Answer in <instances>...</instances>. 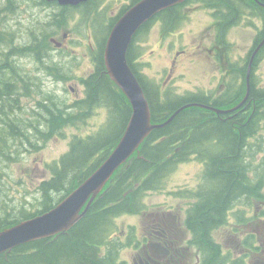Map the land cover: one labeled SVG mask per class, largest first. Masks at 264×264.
<instances>
[{
  "label": "trees",
  "instance_id": "trees-1",
  "mask_svg": "<svg viewBox=\"0 0 264 264\" xmlns=\"http://www.w3.org/2000/svg\"><path fill=\"white\" fill-rule=\"evenodd\" d=\"M94 0L84 3L86 7ZM117 15L109 18L103 32L94 26L95 45L91 50L93 67L80 78L83 96L68 103L46 94L37 100L39 110L34 120L23 118L22 97L30 96L28 78L17 64L19 57H32L42 62L50 57L49 36L60 25L66 13L63 7L55 13L46 26L31 31L25 43L14 41V33L5 25V16L15 9L14 0H0V230L22 220L41 214L61 201L108 156L121 137L131 105L119 86L110 78L104 60V47L109 31L117 18L138 0H128ZM214 9L218 31L223 41L225 28H221L227 11L230 24L241 23L246 15L258 17L262 27L256 42L264 36V0H206ZM39 5L46 3L36 0ZM184 2L173 4L145 22L133 36L126 59L135 73L150 107L152 122H162L180 106L200 102L203 105L223 107L228 98L239 96L236 89L217 96L189 91L183 94L165 92L147 80L139 70L142 63L140 35L145 34L153 22L161 23L163 36L173 32L183 18ZM96 6H99L97 9ZM102 5L95 3L94 18L101 14ZM68 8V7H67ZM97 14V16H96ZM61 16V17H60ZM228 24V26L230 25ZM227 26V28H228ZM49 27V28H48ZM259 55L264 56V44ZM46 73L65 78L55 64H43ZM250 98H255L253 113L244 114L241 125L233 126L223 121L222 115L190 105L178 112L161 128L153 129L144 141L108 180L103 190L93 200L87 212L70 229L56 236L38 238L0 253V264H117V256L123 247L119 239L116 219L123 215L138 214L146 207L145 197L164 189L167 176L178 164L192 159L203 163L202 181L193 194L197 201L189 209L188 224L197 240L207 248L208 264H220L217 247L211 242L210 230L222 223L231 203L243 195L257 197L264 183V87L257 88L251 79ZM32 84V83H31ZM34 85V84H32ZM237 96V97H236ZM97 106L104 107L107 119L94 134L86 137L73 135L69 149L47 165L50 176L42 179L36 188L38 201L34 210L27 207H8L2 200V179L7 175L1 165L16 161L37 142L62 135V129L71 125L79 128ZM250 113V114H249ZM252 114V115H251ZM250 116V118H249ZM254 135L257 137L253 138ZM257 153L261 157L256 160Z\"/></svg>",
  "mask_w": 264,
  "mask_h": 264
},
{
  "label": "rangeland",
  "instance_id": "rangeland-1",
  "mask_svg": "<svg viewBox=\"0 0 264 264\" xmlns=\"http://www.w3.org/2000/svg\"><path fill=\"white\" fill-rule=\"evenodd\" d=\"M14 3L13 12L5 16V26L14 33V41L17 43H25L31 31L37 33L38 26H46L45 23L52 19L53 14L59 13L63 8L57 4L39 5L36 0H14ZM95 3L102 5L99 10L103 11L96 18H94V10L99 6L93 10ZM125 4H129V1L94 0L86 7L83 5L66 7L60 25L56 29L51 27L54 28V33L50 34L48 39L51 56L43 58L42 62L32 57L17 58L18 66L29 74V82L34 84L30 83L31 90L27 91L31 94L34 90L32 95L22 97L21 100L24 107L19 114L23 118L34 120V115H37L39 110L37 100H41L46 94L68 103L83 96L80 78L93 67L91 50L95 45L96 36L93 25H98L97 28L103 32V27L106 26L109 18L117 15L121 6ZM0 16H3V12ZM210 17L209 12L200 6H187L183 9L181 22L164 39H162L161 23L153 22L146 33L139 38L141 57L138 62L142 63L139 70L147 80L179 94L207 91L216 87L217 83L219 84V73L212 72V66L210 67L205 55L202 56L206 50L205 46L209 47L212 44ZM253 18L258 27L247 25L249 20L244 19L242 23L229 29L227 40L234 46L233 51L229 53L231 61L244 57L258 29H261L262 22L260 23L256 17ZM51 36L55 42L50 41ZM58 42L61 43L60 46H56L55 43ZM259 51L255 55H259ZM175 53H178V57L173 68L174 77L169 83H165L164 76ZM43 64L57 65L65 78L46 73ZM256 80L258 85L264 86V56L258 61ZM106 119V109L97 106L79 128L67 125L62 129V135L52 137L45 143L39 141L38 148L24 152L14 162L2 164L1 169L7 175L4 180L2 179L1 184L5 197L2 201L8 207L24 206L34 210L38 201L37 185L42 179L50 176L47 165L59 159L69 149L73 135L86 137L94 134L104 125ZM261 156V153H257L256 160ZM203 168V163L194 159L178 164L167 176L164 189L148 194L145 202L168 199L171 203L180 204L181 198H175V194L187 190L196 191L202 181ZM185 198L187 201L189 197ZM136 221L135 215H123L116 219L118 226L123 227L135 224Z\"/></svg>",
  "mask_w": 264,
  "mask_h": 264
},
{
  "label": "flooded vegetation",
  "instance_id": "flooded-vegetation-1",
  "mask_svg": "<svg viewBox=\"0 0 264 264\" xmlns=\"http://www.w3.org/2000/svg\"><path fill=\"white\" fill-rule=\"evenodd\" d=\"M43 1L46 5L57 4L56 2ZM181 2H184L183 9L187 6L196 5L204 8L211 16L212 32L210 35L213 36L212 44L209 47L205 46L206 50L202 56L205 55L210 67L212 66V72L219 73V84L217 83V86L210 90L198 92L214 97L220 94H228L229 91L239 88L237 96L239 93L240 96L233 103L230 101L234 98H228L223 107H217L224 110L234 108L245 96L247 90L246 73L251 54L264 36L256 42V37L260 32L258 29L252 45L244 57L231 61L229 53L233 51L234 46L228 40L223 41L219 36L217 20L213 17L214 9L211 5L206 0H183ZM83 4L57 5L60 8H66L69 6L79 7ZM220 12L226 15L221 28L226 27L225 37L227 39L229 29L238 23L230 24L227 11L221 10ZM251 17L246 15L242 19L249 20L247 25L258 27L254 18ZM256 19L261 23L258 17ZM228 24L230 25L228 26ZM63 35L65 36V34ZM167 35H162V39L167 38ZM52 39L51 36L50 41ZM52 42L55 40L53 39ZM58 43L60 46L61 43ZM140 57L136 61H139ZM177 57L178 53H175L171 59L167 74L164 76L165 83H169L174 77L173 68ZM260 58V55H255L251 61L249 95L245 102L238 108L221 114L222 120L230 121L233 126L243 124L244 114L249 111L253 113L256 107L255 98H250V80L255 79L257 88L264 87L258 85L256 80V69ZM159 92L162 96L165 92L172 93L170 90L161 88V86H159ZM192 103L201 104L200 102ZM255 137L257 135L253 136V138ZM259 188L261 191L257 193L255 198L244 195L236 198L226 210L224 221L210 230L211 242L217 247L219 257L222 259L220 264H264V183H260ZM176 197L181 198V203L178 205L171 203V200L168 199L145 202L144 210L135 215L137 217L135 224L126 227L118 226L119 239L124 245L117 256V264H208L206 260L209 258L207 248L201 245L200 240H197L188 224L189 209L195 205L197 198L193 194L187 193L175 194ZM185 197H189L187 198L188 202Z\"/></svg>",
  "mask_w": 264,
  "mask_h": 264
},
{
  "label": "water",
  "instance_id": "water-1",
  "mask_svg": "<svg viewBox=\"0 0 264 264\" xmlns=\"http://www.w3.org/2000/svg\"><path fill=\"white\" fill-rule=\"evenodd\" d=\"M45 1L56 2L59 5H77L89 0ZM181 1L183 0H138L114 22L105 42L104 60L110 78L123 91L131 105V114L126 127L108 156L55 206L0 230V253L38 238L56 236L70 229L87 212L114 171L138 150L147 135L153 129L167 125L185 107L199 105L222 114L238 108L245 102L249 95L250 64L256 52L264 44V37L251 54L246 73L247 90L237 106L224 110L210 105L188 103L177 108L164 121L152 122L149 103L140 82L127 62L126 54L133 36L145 22L164 8ZM56 46H59V43H56Z\"/></svg>",
  "mask_w": 264,
  "mask_h": 264
}]
</instances>
